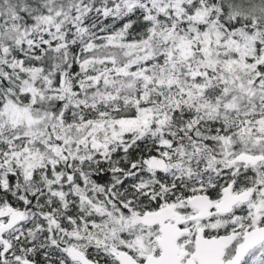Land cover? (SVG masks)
Instances as JSON below:
<instances>
[{
	"label": "snow or ice",
	"instance_id": "6c2138e0",
	"mask_svg": "<svg viewBox=\"0 0 264 264\" xmlns=\"http://www.w3.org/2000/svg\"><path fill=\"white\" fill-rule=\"evenodd\" d=\"M0 264H264V0H0Z\"/></svg>",
	"mask_w": 264,
	"mask_h": 264
}]
</instances>
